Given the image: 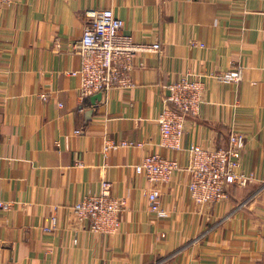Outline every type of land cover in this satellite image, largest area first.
<instances>
[{
  "label": "crops",
  "instance_id": "obj_1",
  "mask_svg": "<svg viewBox=\"0 0 264 264\" xmlns=\"http://www.w3.org/2000/svg\"><path fill=\"white\" fill-rule=\"evenodd\" d=\"M92 8H112L134 41L162 45L132 58L134 86L96 103L81 99L80 78L70 74ZM237 66L239 82L205 77V103L187 118L183 145L223 147L232 130L243 133L242 168L256 180L198 206L189 155L160 146L157 118L169 83ZM123 140L144 145L104 152L107 141ZM151 153L184 169L150 183L133 165ZM102 179L127 200L116 235L81 229L71 208L99 193ZM152 188L167 215L150 210ZM0 200L12 203L0 207V264H264V0H17L0 8Z\"/></svg>",
  "mask_w": 264,
  "mask_h": 264
},
{
  "label": "built area",
  "instance_id": "obj_2",
  "mask_svg": "<svg viewBox=\"0 0 264 264\" xmlns=\"http://www.w3.org/2000/svg\"><path fill=\"white\" fill-rule=\"evenodd\" d=\"M17 0H0V8ZM85 27L82 36L74 43L81 57L80 67L70 74L80 78V97L88 99L98 93L102 97L114 88L134 86L131 78L132 58L139 53L161 52L160 42L138 43L132 35L123 31L124 21L112 8L87 9L84 12ZM203 46V44L201 45ZM125 60L124 62H122ZM213 76L224 81L242 80V67H233L216 75L191 73L166 86L165 108L157 118L161 132L160 146L187 151L191 180L188 192L198 206L224 202L229 198V187L245 186L256 180L255 174L242 168V153L246 145L243 133L232 130L227 145L218 148L191 145L184 148L183 137L188 117L200 114L205 103V77ZM46 93L42 97L46 98ZM81 134V130H76ZM143 142L123 140L107 141L104 152L125 147H142ZM135 171L144 174L150 183H169L177 171L184 168L176 159L160 153L146 155L142 162L133 165ZM113 182L102 179L100 191L88 194L71 206L81 229L96 234L116 235L120 231V214L127 208V200L112 193ZM149 208L159 216L168 214L162 206L159 188L147 192ZM12 203L0 200V207L9 210ZM56 224V218L53 217Z\"/></svg>",
  "mask_w": 264,
  "mask_h": 264
},
{
  "label": "water",
  "instance_id": "obj_3",
  "mask_svg": "<svg viewBox=\"0 0 264 264\" xmlns=\"http://www.w3.org/2000/svg\"><path fill=\"white\" fill-rule=\"evenodd\" d=\"M101 98H102V94H101V93H98V94H96V95H93V96L91 97V100H92L94 103H96V101L101 100Z\"/></svg>",
  "mask_w": 264,
  "mask_h": 264
}]
</instances>
